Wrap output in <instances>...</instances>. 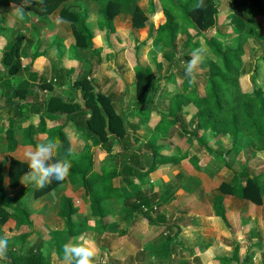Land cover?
<instances>
[{"label": "crops", "instance_id": "1", "mask_svg": "<svg viewBox=\"0 0 264 264\" xmlns=\"http://www.w3.org/2000/svg\"><path fill=\"white\" fill-rule=\"evenodd\" d=\"M125 14L115 17L120 39L131 30L129 22L123 26L125 34L118 31L122 25L116 24L117 19ZM88 17L86 23H94L96 18ZM25 18L30 21L27 28L16 30L23 40V57L30 58L32 66L9 72L0 62V174L7 196L22 194L20 206L29 213V226L19 227L9 219L1 233L31 227L38 244L29 245L26 240L23 248H51L57 262L68 264L58 257L55 246V233L67 229L60 211L62 198H68L77 224L68 242L77 237L92 242L96 249L93 264H264V148L253 150L249 156L235 148L220 154L219 145L208 140L207 132H199L197 137L205 135L206 144L228 166L221 164L193 133L185 134L179 126L187 125L190 115L187 122L180 117L176 124H159L162 114L168 112L169 98L179 91L181 82H177L176 74L161 78L155 103L142 106L135 98L134 70L125 51L109 48L104 35L94 41L100 52L85 49L88 57L84 61L77 55L68 22H60L67 31H58L62 29L31 22L28 14ZM254 20L264 21L259 17ZM164 22L165 17L156 28ZM149 33L135 31L134 36L143 42ZM142 49L150 52L152 48ZM88 65L91 68L84 71ZM83 79L93 80L94 90L109 97L114 113L124 119L126 133L122 138L107 132L106 139L100 141L83 131L91 112L82 98L79 82ZM18 88L22 89L13 95ZM54 97L63 100L65 105L60 108L66 111L53 106L47 115L48 102ZM148 108L153 109L152 116ZM99 110L104 113L103 108ZM184 112L189 110L184 108ZM60 133L61 139L62 135L65 138L61 146ZM215 139L229 144L220 137ZM45 142L55 145L56 155L71 163L69 169L73 168L71 158L78 159L74 169H79L87 165L90 156L87 177L66 176L48 191L23 183L29 171L28 152ZM13 162L26 165L17 182L10 174ZM244 170L257 179L253 188L256 203L241 197L239 188L247 181L242 176ZM222 184L233 188L234 194L223 192ZM93 197L101 202L95 211L91 209ZM139 201L152 208L156 224H147L138 211L131 210ZM100 211L105 213L102 225L94 214Z\"/></svg>", "mask_w": 264, "mask_h": 264}, {"label": "trees", "instance_id": "2", "mask_svg": "<svg viewBox=\"0 0 264 264\" xmlns=\"http://www.w3.org/2000/svg\"><path fill=\"white\" fill-rule=\"evenodd\" d=\"M23 1L0 0V7L20 4ZM65 1L67 0H41L38 8L33 6L35 3H31L30 11L34 13V16H32L34 17L33 21L37 22L38 18H45L46 15L51 14ZM160 1L163 4L162 11L165 22L160 24L153 33L150 32L143 42H139L134 36L135 29L142 27L145 23V18L140 8L134 5V0L100 1V14L93 21L94 23L92 21L86 23L87 16L81 15L75 9H61L60 18L71 23L70 29L74 37L75 47L99 53L101 49L94 47V41L100 35H104L109 48L115 52L125 51L134 70L135 98L142 106L149 105L154 101L159 86L152 69L144 62L141 49L145 46L151 47L168 63L176 64L179 69L177 73L182 81L179 85V91L173 93L169 98L168 112L162 114L159 124L163 126L171 123V121L176 124L178 122L177 118L190 115L187 125L183 126L179 123V126L184 129L185 134L193 133L199 144L205 147L209 154H212L221 164L228 166L226 161L206 144L205 135L201 137H197V135L199 132L205 133L208 131L215 138L220 137L225 142H231L237 152L241 150L239 145L245 139L253 142L259 141L264 144V88L262 85H253L251 93H244L239 83L242 72L241 57L244 54L248 22L258 17L264 19V0H229L231 12L222 22L217 20L218 0H202L199 7H197L198 0ZM123 11L131 15L132 26L126 38L120 39L115 29V17ZM189 28H193L197 32V37L187 36L182 49L179 51L176 46L177 35L180 30L187 32ZM229 34H233L236 40L223 43L220 37ZM19 35H21L20 32L12 29L10 38L3 48V63L10 64V68H7L9 72L19 68L17 66L21 49ZM205 48L209 49L219 62L211 60L206 74L195 69H192L190 75L186 74L188 63L194 60L193 57L189 56L190 52L195 56H199ZM260 62L264 66V55L259 57V63L254 70L255 74L260 69ZM174 74L176 73L172 72V76ZM196 80L201 82L202 93L199 92ZM79 84L82 98L86 101V107L91 109L90 117L86 120V128L83 131L91 136H96L100 141L106 139L107 132L122 138L126 133L125 122L120 115L114 113L110 106L109 97L94 92L95 83H93V80L83 79ZM20 89L22 88L14 90L12 94H18ZM64 105L63 100L60 98H51L45 114H50L54 110L53 106H59L58 108H60ZM189 105H192L195 109L193 113L184 112V108ZM99 108H103L105 114ZM60 109L66 111L63 107ZM60 135L61 133L58 134V140L61 146L65 138L62 135V140ZM56 157L63 159L58 155ZM82 160L81 157L80 161ZM70 161L73 162V168L69 169L67 176L80 174L83 179L86 178L90 172V156L87 157V165L79 169H74L76 164L79 163L76 157L71 158ZM11 166L10 174L13 176L14 182H17L19 175L26 169V165L13 162ZM242 176L246 177L247 181L245 186L239 188L241 197L256 203L258 200L253 198V188L257 185V179L251 178L248 170H244ZM59 183L52 181L44 187L45 191L51 190ZM220 188H223V192L234 194V189L230 186L222 184ZM21 198L22 194L9 197L4 193L0 174V230L2 225L9 219H14L19 227L29 226V213L20 206ZM126 203L127 201L123 205L124 209H127ZM146 205V202L139 201V204L134 205L131 210L138 211L147 224L154 225L157 221L154 218L153 211H151L152 208H147ZM100 207L101 202L96 201L93 197L91 209L95 211ZM8 209L11 212H8ZM74 213L75 209L71 200L62 198L60 214L66 218L67 229L55 233V246L61 260H65L61 253L62 246L68 243V239L75 234L77 224L74 221ZM97 213L94 212L100 221V225H102L105 213L103 211ZM21 238L22 241L27 240L26 236ZM0 264L51 263L40 249L33 247L6 250Z\"/></svg>", "mask_w": 264, "mask_h": 264}, {"label": "rangeland", "instance_id": "3", "mask_svg": "<svg viewBox=\"0 0 264 264\" xmlns=\"http://www.w3.org/2000/svg\"><path fill=\"white\" fill-rule=\"evenodd\" d=\"M100 1H104V0H67L63 2L62 5H60L57 9H55L51 14L46 15L45 18L44 17L38 18V21L36 18L35 19L37 22H42L41 24H43L44 22L47 25H50L51 28L56 26L58 29H62L58 31H67L68 30L67 26H65L62 23L68 22V21H63L60 18L61 9L63 8L69 9V10L75 9L79 11L81 15L89 16L88 20H92V19L97 18L100 14V6H101ZM218 2L219 3H218V8H217L218 9L217 20L218 22H222L225 19V17L231 12V6H230L229 0H218ZM31 3H35L33 6H35V8H38L39 3H41V0H27V2L26 0H24L20 4H10L9 6L0 7V62L5 69L10 68V64L3 63V56L1 53L3 52L2 47L5 46V44L9 40L10 31L12 29H20L22 28V26H25L27 28L26 23L30 21L26 18L23 19L26 14L30 16L31 22H34L33 21L34 17H32L34 16L33 15L34 13L30 11ZM134 5H137L140 8L143 17L145 18L144 25L142 27H138L137 29H135L136 32L140 35H142V33H149V32L153 33L157 26L156 25L157 22L159 20H163L164 18L162 14L163 4L161 3V1L160 0H134ZM97 8H98V13H97ZM121 13L125 14L123 12ZM35 15L37 16L36 13ZM129 22L131 23V26H132V17L129 13L126 12L125 15L119 16L116 24L122 25V26L118 28L119 29L118 31L119 32L122 31L125 34L123 26L127 27V24ZM68 23L69 25L71 24L70 22ZM247 30L248 31L246 33V43L244 45V54L241 57L242 72L239 78V83H240L242 92L251 93L253 89V85H256V86L262 85V87L264 88V66L262 62H260L261 65H260V69L258 70V73L256 74L254 73L255 72L254 70L257 67V64L259 63V57L264 55V21L256 22L254 20V21L248 22ZM187 36L197 37V32L193 28L187 29V32H184L181 30L179 31L177 35V39H176V46L179 51L180 49H182L183 43L185 42ZM220 38L223 41V43H230L236 40L233 34H229L225 37H220ZM20 43L22 47V43H23L22 39ZM76 48H77L78 57H81L84 59V61H86L88 57V53L85 51V49L79 48V47H76ZM22 52L23 50L21 48L20 53H19L20 55L18 58L19 64L17 66L19 67L21 66L24 67L26 65L32 66L31 59L27 57H23ZM141 52H143V49H141ZM147 52H148L147 50L143 52V55H144L143 59L145 58L146 61L144 59V62H147L151 66L154 72V78L156 79L157 82H159L161 78L168 76L169 74H172V72L176 73L177 82L178 83L181 82V78L177 73V70L179 69L176 66V64L168 63L165 59L162 58V56L155 53L153 49H151L150 52L148 53ZM190 54L193 56L195 60L193 69H195L198 72H203L205 74L208 72V65L211 60H215L216 62H219L217 61L218 59H216L215 56L212 54V52L207 48H205L203 53L199 56H194V54L191 52ZM109 59L111 63L112 62L111 56L110 58H108V61ZM184 62L186 63L185 60ZM90 66L91 65L85 66L84 71L87 69H90L91 68ZM118 72L121 73L120 70H118ZM161 81L159 82L160 84H161ZM196 82L198 83L199 92L202 93V86L200 84L201 82L199 80H196ZM94 91L97 92V90H94ZM99 93L102 94L101 92ZM154 103H153V106L157 107V105ZM159 106L161 107V104ZM152 110L151 109L148 110L149 116L150 115L152 116V113H151ZM188 110L190 113H193L195 109L193 108L192 105H189L185 107V111H188ZM187 118L188 117H183L184 122H187ZM212 136L213 134L207 131V137L209 138L208 140H213L214 144L219 145L218 148H220L221 150V151L219 150L220 154H226L227 149H234V146L232 143H229L228 145H222L220 141L219 143L216 142L217 140L215 138L213 139ZM239 146L241 147V149H243L242 151L247 152L248 155L246 154V156H249L250 152H252L253 150H259V149L264 148V144L262 142L255 141L253 143L252 141L248 139L243 140ZM8 212H11V210L8 209ZM8 221L9 220H7L2 225L1 230H0V236H6L8 238L9 243H8L7 250L10 248L23 249L24 243L23 241H19V239L24 234H28V238H27L28 244L31 242L34 243V246L38 244L36 240L34 242V239L36 236L33 237L31 227L24 228V230L21 229L19 230V232H18V229H14V230L8 231V233L6 234L1 233L3 226H5L8 223ZM44 250L45 251L42 250V252L44 256L46 257V259L51 264H67L66 262H57L56 257H53V255H51V248L46 247L44 248ZM4 254L5 252L3 254H0V261L3 260Z\"/></svg>", "mask_w": 264, "mask_h": 264}, {"label": "clouds", "instance_id": "4", "mask_svg": "<svg viewBox=\"0 0 264 264\" xmlns=\"http://www.w3.org/2000/svg\"><path fill=\"white\" fill-rule=\"evenodd\" d=\"M27 2V0H26ZM202 0H198L197 7L201 6ZM195 60L190 61L186 67V74H191ZM70 168L67 160L56 157V148L52 142L40 143L34 151L28 152V169L22 182L33 188L45 187L52 181L57 183L65 180ZM8 238L0 236V254L8 248ZM61 253L69 264H93L96 249L92 242L86 238H75L74 241L65 243Z\"/></svg>", "mask_w": 264, "mask_h": 264}, {"label": "built area", "instance_id": "5", "mask_svg": "<svg viewBox=\"0 0 264 264\" xmlns=\"http://www.w3.org/2000/svg\"><path fill=\"white\" fill-rule=\"evenodd\" d=\"M155 209V208H154ZM144 210H146V208H144Z\"/></svg>", "mask_w": 264, "mask_h": 264}]
</instances>
